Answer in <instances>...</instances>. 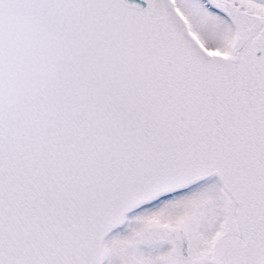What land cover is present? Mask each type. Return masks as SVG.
Returning <instances> with one entry per match:
<instances>
[{
    "label": "snow or ice",
    "instance_id": "snow-or-ice-1",
    "mask_svg": "<svg viewBox=\"0 0 264 264\" xmlns=\"http://www.w3.org/2000/svg\"><path fill=\"white\" fill-rule=\"evenodd\" d=\"M0 264H264V0H0Z\"/></svg>",
    "mask_w": 264,
    "mask_h": 264
}]
</instances>
